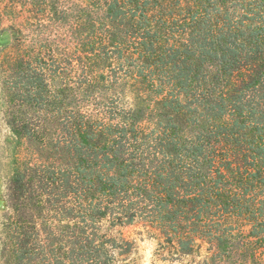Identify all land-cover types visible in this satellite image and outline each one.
I'll return each mask as SVG.
<instances>
[{
    "label": "trees",
    "instance_id": "obj_1",
    "mask_svg": "<svg viewBox=\"0 0 264 264\" xmlns=\"http://www.w3.org/2000/svg\"><path fill=\"white\" fill-rule=\"evenodd\" d=\"M86 1L77 87L51 90L69 57L48 38L7 59L10 126L30 154L6 264H138L109 233L138 220L179 254L208 243L264 264V0ZM110 85L121 103L106 109Z\"/></svg>",
    "mask_w": 264,
    "mask_h": 264
},
{
    "label": "rangeland",
    "instance_id": "obj_2",
    "mask_svg": "<svg viewBox=\"0 0 264 264\" xmlns=\"http://www.w3.org/2000/svg\"><path fill=\"white\" fill-rule=\"evenodd\" d=\"M87 11L86 0H0V264H6L9 256L6 225L13 217L10 204L13 174L18 163L28 159L30 154L26 141L14 134L10 126L11 97L4 85L8 75L7 59L24 45L26 39L29 46L36 43L39 46L41 43L46 47L45 39L48 38L52 42L51 47L56 56L62 53L69 57V61L64 60L60 65L59 76L53 78L56 82L51 81L52 88L55 87L51 90L56 94L64 84L72 88L77 87L75 84L80 81L74 76L77 66L71 61L76 54V42L73 37L76 34H88L89 30H93L88 26ZM40 37L43 42H40ZM116 53L117 51H108L109 56L118 55ZM105 69H109L107 72L109 76L117 78L122 76V72L114 62L105 64ZM49 73L53 74V72ZM114 86L110 85L111 90H106L108 98L107 103L103 105L106 109L118 107L121 103L116 92L119 87ZM78 96L80 95H77V99L72 97V105L79 102L82 115L88 116V98ZM90 105H94L93 109H97L99 102ZM109 233L134 244L132 258L138 264H247L245 260L250 258L249 254L226 258L223 252L220 253L212 245L201 241H199L200 247L192 254H179L165 244L156 228L143 220L115 227L110 229ZM256 263L263 264L259 261Z\"/></svg>",
    "mask_w": 264,
    "mask_h": 264
}]
</instances>
